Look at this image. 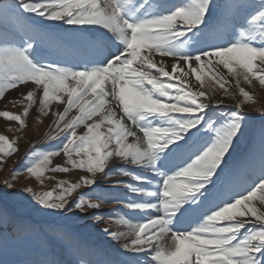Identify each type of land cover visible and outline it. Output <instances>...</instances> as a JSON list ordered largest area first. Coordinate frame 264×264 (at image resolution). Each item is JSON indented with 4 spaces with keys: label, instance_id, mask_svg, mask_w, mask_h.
I'll return each mask as SVG.
<instances>
[{
    "label": "snow or ice",
    "instance_id": "1",
    "mask_svg": "<svg viewBox=\"0 0 264 264\" xmlns=\"http://www.w3.org/2000/svg\"><path fill=\"white\" fill-rule=\"evenodd\" d=\"M22 13L49 24L24 26L18 38L0 31V100L12 89H29L22 100L6 101L22 103L23 113L0 111V118L22 130L37 108L54 117L58 131L48 139L59 143L33 146L14 172L40 184L49 171L86 175L78 183L60 181L55 195L0 189V200L27 199L44 215L91 216L93 227L115 218L127 230L99 228L123 241L103 264H264V211L256 207L264 208V131L258 153L233 165L248 127L243 102L215 112L221 101L206 102L201 75L207 69L228 95L233 77L244 101L253 97L241 79L264 86V0H6L0 25H19ZM164 58L174 60L171 71ZM18 151L17 141L0 135V165ZM61 154L67 166L53 167ZM115 159L121 165L106 171ZM114 175L131 177L136 183L127 190L138 198L108 189L102 181ZM4 187L12 188V180ZM111 203L134 215L97 214ZM0 227L3 264H67L34 243L36 228L7 207H0ZM49 231L75 255L71 264H101L65 228L52 224Z\"/></svg>",
    "mask_w": 264,
    "mask_h": 264
},
{
    "label": "rangeland",
    "instance_id": "2",
    "mask_svg": "<svg viewBox=\"0 0 264 264\" xmlns=\"http://www.w3.org/2000/svg\"><path fill=\"white\" fill-rule=\"evenodd\" d=\"M6 0H0V4L5 3ZM219 3H223V0H218ZM21 23L19 25H0V31H7L11 37L18 38L19 35L23 33L24 26H28L34 29L48 27L49 22L42 21L38 17H34L27 13L21 14ZM157 61L161 57H156ZM166 60H172V58H164V64L167 66ZM173 64V63H170ZM197 65L195 64V67ZM167 70L171 71V66H167ZM221 71L222 66H220ZM155 74V72L153 73ZM201 75L204 80V89L208 95L209 99L206 101L209 104H215L217 101H221V106L214 109L217 113H229L235 110L238 103L243 102L242 110L247 114L248 127L245 136L241 139L236 152L232 153V164L240 165L245 160H247L254 152L258 153L259 143L261 139V133L264 131V86L259 85L257 81H253V85H248L242 79L240 82V87L245 88L249 91L253 99L250 101H244V98L239 93V88L236 86L235 79L228 76L230 81L226 87L232 93L228 95L225 93L224 89H221L218 84H215L210 78L209 71L207 69L201 70ZM227 75V74H226ZM192 79V86L194 89L199 88V84ZM29 89H25L20 86L19 90L12 89L6 93L5 100H0V111H11L15 114H22L24 105L22 103H7L6 101H15L18 98L23 99L21 93H25ZM233 96L235 99H233ZM203 99V98H202ZM53 110H55V105H53ZM53 116L50 114L48 117H44L39 113L37 108H33L29 111V115L25 117L27 127L20 129V125L15 121H7L5 118H0V135L9 136L10 140L17 141V147L19 151L12 155L11 157H6V164L0 165V189L8 192H18L20 189H25L28 187L33 188L37 192L53 191L54 195L58 194L60 189L58 187L60 181H67L69 183H78L79 178L86 175L85 172L81 170H72L68 173H53L46 172L43 177V184H40L35 178H32L26 171L14 172L16 169H22L24 167L23 159L29 150L35 146L37 149H47L51 146H55L59 141H51L48 139L50 135H55L56 129L52 124ZM91 122V121H90ZM108 125L102 126L101 131L106 132ZM78 134H83L84 128H79ZM131 142V138H129ZM65 157L61 154L59 157L53 158V167L56 165L67 166L65 163ZM121 161L115 159L109 162L108 171L111 168L119 167ZM131 167V166H126ZM150 175V174H149ZM100 179V177H97ZM6 179H11L13 187L8 189L4 187V182ZM159 180V178H157ZM117 181H122L123 183L117 184ZM103 184L111 190L117 191L119 195H129L133 199L138 198L136 194H132L127 190L128 183H136L131 177H125L120 175H114L107 179H104ZM67 186V185H65ZM82 191H86L85 188L78 189L70 197L71 200H75L78 194ZM26 197L29 195L24 194ZM20 197L8 196L5 200H0V207H7L8 210L15 215L17 218L24 220L30 225H33L37 233L34 234V243L43 242L47 245L48 250L55 255L58 260L67 262L71 264L72 261L76 259L75 255L67 249L63 244H61L54 235L49 231V226L52 224H57L67 231H69L73 237L86 244L90 249H92L97 255L94 259L98 260L103 264V261L112 259L117 255L118 250H120V244L123 241L117 242L113 240L110 236L99 231L100 227L107 226L112 230L116 231H126V226L117 225L115 223V218L112 222L105 225H93L96 223L91 216H82L74 213H69L66 216L58 215H44L36 211L32 206V203L25 199L23 203H20ZM256 207L259 210L264 211V208L257 203ZM116 211L117 215L129 212L122 204L111 203L105 204L104 207L98 211V215H106ZM11 227L7 228L8 232H11ZM4 231V227H0V232ZM16 257L9 256L7 259L12 260ZM5 258L0 255V264H3Z\"/></svg>",
    "mask_w": 264,
    "mask_h": 264
},
{
    "label": "bare ground",
    "instance_id": "3",
    "mask_svg": "<svg viewBox=\"0 0 264 264\" xmlns=\"http://www.w3.org/2000/svg\"><path fill=\"white\" fill-rule=\"evenodd\" d=\"M166 63H167V66L168 65H172V64H170V63H174V61H172V60H166ZM193 67H195V63H193ZM186 71L188 70L187 68L185 69Z\"/></svg>",
    "mask_w": 264,
    "mask_h": 264
}]
</instances>
